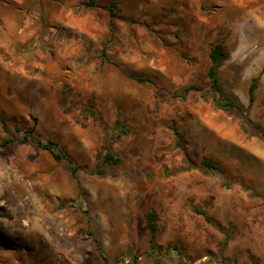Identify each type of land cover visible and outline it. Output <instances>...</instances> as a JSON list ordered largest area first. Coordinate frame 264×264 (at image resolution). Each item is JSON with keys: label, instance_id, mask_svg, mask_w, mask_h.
Returning <instances> with one entry per match:
<instances>
[{"label": "rangeland", "instance_id": "1", "mask_svg": "<svg viewBox=\"0 0 264 264\" xmlns=\"http://www.w3.org/2000/svg\"><path fill=\"white\" fill-rule=\"evenodd\" d=\"M216 43L264 129V0H0V264H264V139L215 107Z\"/></svg>", "mask_w": 264, "mask_h": 264}, {"label": "trees", "instance_id": "2", "mask_svg": "<svg viewBox=\"0 0 264 264\" xmlns=\"http://www.w3.org/2000/svg\"><path fill=\"white\" fill-rule=\"evenodd\" d=\"M116 7V4L113 3L110 8V15L111 19L115 17V11L114 8ZM110 29L112 30V21L110 22ZM209 59H210V67L208 69V80L210 82V85L213 89L214 96H213V103L216 108L224 110V111H230L235 112L241 116L242 119V125L244 126H253L256 128L261 135V137L264 139V129L258 126L257 124L253 123L249 117L247 116V112L244 109L243 106H241L235 98L232 96L225 95L222 90V86L219 79V70L222 67L223 63L228 59V56L225 52V48L222 43H216L211 49L209 53ZM258 79H255L252 81L250 87H249V102L250 106L254 103L255 97L254 92L257 89ZM202 89L197 86H189L184 89H182L177 96L181 98H186L187 95L191 92H201ZM119 130V128H118ZM121 133V131H119ZM178 138H181L180 134H177ZM15 141L9 140L7 143H14ZM23 142L29 143L39 149L48 151L57 161L66 160L68 162L69 170L71 175L77 179V174L81 170L80 166H77L73 163V161L68 157L65 150L55 141L53 140H47L43 141L40 138H38L34 134V130L27 131V135L24 137ZM120 163V159L115 156L112 152L108 150V148L105 150L104 155L99 161V168L111 166V165H117ZM201 165L205 167L208 170L216 171L219 174H221L223 177H226L225 172L223 169H221L217 164L208 161L203 160L201 162ZM101 174V173H97ZM200 212V211H198ZM146 222L148 229L150 231V247L153 250H158L156 246V214L153 212H149L146 217ZM99 253L103 260L105 262H108L107 257L105 256L104 252L101 250L100 247H98ZM119 264V262L117 263Z\"/></svg>", "mask_w": 264, "mask_h": 264}]
</instances>
